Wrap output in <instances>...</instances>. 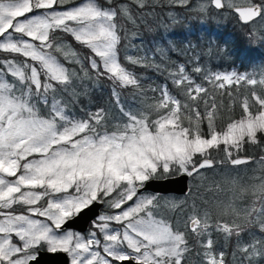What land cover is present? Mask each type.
<instances>
[{
    "label": "snow or ice",
    "instance_id": "snow-or-ice-1",
    "mask_svg": "<svg viewBox=\"0 0 264 264\" xmlns=\"http://www.w3.org/2000/svg\"><path fill=\"white\" fill-rule=\"evenodd\" d=\"M149 3L0 0V264H39L42 252L67 254L70 264H230L214 233L235 239L231 264H251L254 256L264 255V155H239L245 144H264V77L213 73L205 76L210 91L180 65L170 73L178 95L167 85L156 89L160 95L143 110L121 108L120 123L112 124L104 108L83 119L69 111L80 77L61 57L80 65L85 75L84 60L97 77L140 89L138 77L121 62V21L135 22L134 9ZM172 3L191 6L190 0ZM208 5L234 10L250 31L264 23V0H204L199 10ZM60 33L91 55L82 59ZM234 84L259 85L261 92L250 89L239 102L240 118H230L218 131L220 110L231 111L236 102ZM224 96L230 103L220 99ZM205 122L207 136L201 129ZM213 151L222 155L217 159ZM249 164L252 174L243 184L225 178L241 195L220 200L216 219L195 202L177 204L159 191L145 194L151 181L179 183L183 191L185 177L193 183L206 179L202 170ZM213 184L218 193L225 191L221 183ZM98 201L119 211L98 215L87 236L70 230L69 222ZM179 206L189 211L172 221L167 211ZM253 227L259 234L249 230Z\"/></svg>",
    "mask_w": 264,
    "mask_h": 264
},
{
    "label": "trees",
    "instance_id": "trees-1",
    "mask_svg": "<svg viewBox=\"0 0 264 264\" xmlns=\"http://www.w3.org/2000/svg\"><path fill=\"white\" fill-rule=\"evenodd\" d=\"M203 2L204 0H190L189 7L172 3V0H150L149 6L143 10L134 9L135 22L121 21L125 28V39L120 49L121 62L138 77L140 89L132 86L120 87L106 77H97L86 60H84V68L87 71L85 75V72L80 70V65H70L61 57L65 66L75 67L80 77L74 81L78 98L69 108L71 114L76 119H83L86 118L87 113L104 108L112 124L120 123L121 108L125 111L143 110L146 104L152 103L154 98L160 95L159 91H154L156 89L167 85L172 94L178 95V89L172 83L170 73L176 72L180 65L185 67V71L194 81L204 84L210 91H213L212 86L202 77V71L206 69L213 72L235 71L237 75H247L257 79L264 77V23H257L254 30L250 31L249 26L241 23L238 16L230 9L225 8L219 11L212 5H208L207 11L201 12L199 6ZM234 2L240 4L244 0H234ZM59 35L82 59L91 55L90 50L76 42L72 36L63 33ZM126 56L140 58L142 63L131 64L125 59ZM196 67L201 69L199 73L194 71ZM253 87L258 93L261 92L259 85H232L236 102L232 103L231 111L223 108L220 110L216 120L218 131L226 128L230 118H240L242 109L239 102ZM66 95L70 96L71 90ZM178 98L183 99L182 96ZM220 99H223L225 104L230 103L227 96ZM201 129L207 136L206 122L201 125ZM261 135L258 133V136ZM212 155L218 159L222 153L218 155L213 151ZM239 155L259 158L260 155H264V144H245ZM252 167L254 165L251 164L227 165L203 170L206 179L203 182L191 181V193L176 196V198L181 201L187 200L188 205L195 202L201 208L207 207L210 215L216 219L218 217L215 205L220 200L232 198L234 192L237 196L241 195L239 186H233L227 181L236 178L240 184H243L252 174L250 171ZM214 181L221 183L225 191L218 193L215 190ZM238 203L243 201L238 200ZM188 211L187 207L179 206L168 209L167 215L175 221ZM236 219L238 223L243 224L242 218ZM249 230L259 234L258 228L253 227ZM242 235L247 239V232ZM214 238L219 239L223 250L227 253L226 258L231 264L235 239L225 241L222 234L215 233ZM237 259L242 258L237 257ZM244 264L249 262L245 260ZM251 264H264V255L254 256Z\"/></svg>",
    "mask_w": 264,
    "mask_h": 264
},
{
    "label": "water",
    "instance_id": "water-1",
    "mask_svg": "<svg viewBox=\"0 0 264 264\" xmlns=\"http://www.w3.org/2000/svg\"><path fill=\"white\" fill-rule=\"evenodd\" d=\"M214 6V5H213ZM222 10V9H218ZM234 12V10H233ZM242 22V21H241ZM243 23V22H242ZM245 157V156H241ZM151 186L147 187L145 191L157 192L161 194H187V189H190V178L185 177L183 181V187L185 190H181L182 185L179 183L172 182H161V181H151L149 182ZM105 204L102 201L96 202L90 211L85 210V212L74 218L73 221L69 222L70 229L77 230L79 232H86L89 229L91 222L101 214L102 209ZM39 264H70V257L64 253L49 254L47 252H42L39 260Z\"/></svg>",
    "mask_w": 264,
    "mask_h": 264
},
{
    "label": "rangeland",
    "instance_id": "rangeland-1",
    "mask_svg": "<svg viewBox=\"0 0 264 264\" xmlns=\"http://www.w3.org/2000/svg\"><path fill=\"white\" fill-rule=\"evenodd\" d=\"M75 2L78 4V3H81L82 2V0H75ZM71 5H66V7H70ZM67 45H68V42L66 43ZM203 72V74H202V77H204L205 78V76L206 75H210V74H213V73H221V74H228V73H236L235 71H225V70H217V71H210V69H206V70H203L202 71ZM237 74V73H236ZM247 76V75H246ZM196 82V81H195ZM197 83V82H196ZM174 95V94H173ZM9 179H15L14 177H12V178H9ZM36 191H41L40 189H36ZM145 194H150V193H145ZM168 197H172V198H175V201H176V203L177 204H179V201H181V199H178V198H176L175 196H173V195H168ZM135 199V198H134ZM183 201V200H182ZM40 204H45V200H42V201H40L39 202ZM133 203V201H130V202H128V205H130V204H132ZM128 205H125L124 207H127ZM16 209H17V211L19 212V211H21V210H23L22 209V206H19V205H17V206H14ZM113 211H119V210H110L108 207H107V205H106V208H105V210L102 212V214H111ZM101 214V215H102ZM113 227H119V225H113ZM92 230V229H91ZM88 233H89V231L86 233V234H82V235H84V236H87L88 235ZM14 240H15V237H14Z\"/></svg>",
    "mask_w": 264,
    "mask_h": 264
}]
</instances>
